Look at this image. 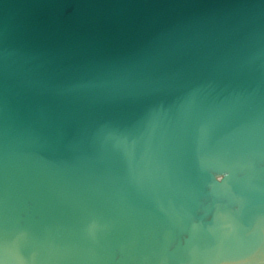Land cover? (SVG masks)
I'll list each match as a JSON object with an SVG mask.
<instances>
[{"label":"water","instance_id":"95a60500","mask_svg":"<svg viewBox=\"0 0 264 264\" xmlns=\"http://www.w3.org/2000/svg\"><path fill=\"white\" fill-rule=\"evenodd\" d=\"M0 264H264V0H0Z\"/></svg>","mask_w":264,"mask_h":264}]
</instances>
